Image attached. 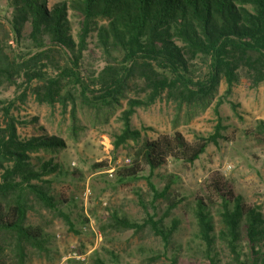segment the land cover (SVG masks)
<instances>
[{
  "label": "trees",
  "instance_id": "16d2710c",
  "mask_svg": "<svg viewBox=\"0 0 264 264\" xmlns=\"http://www.w3.org/2000/svg\"><path fill=\"white\" fill-rule=\"evenodd\" d=\"M9 4L11 15L4 23L0 19V87L19 84L18 78L27 89L35 82L37 99L49 104L64 100L73 87L85 102L98 106L113 103L131 78H139L145 95L129 99L116 146L140 136L131 124L136 108L149 106L164 95L192 102L208 97L222 79L229 89L242 76L255 86L264 82V0H61L50 7L48 0H9ZM27 23L30 31L24 37ZM18 44L31 55L20 54ZM91 45L100 49L105 61L95 77L83 63ZM6 103L0 98V111L6 118L4 126L0 125V235L15 236L22 257L23 241L46 247L45 232L26 224L32 195L47 208L58 210L69 228L77 231L70 214L60 210V205L70 206V199L65 194L55 196L51 189L57 173H73L64 170L60 159L37 156L35 160L32 153L52 152L65 141L47 134L21 138L11 112L14 102ZM223 128L220 118L214 133L198 135L195 141L180 130L146 138L133 163L116 170L118 180L144 177L140 173L145 165L153 176L170 159L194 163L210 143H219ZM256 130L264 136V120L257 122ZM147 180L153 195L151 206L156 209L157 199L166 200L165 214L157 219L155 212L148 213L140 223L113 211V221L118 227L135 230L148 224L167 248L179 219L173 218L169 227L163 226V219L186 197L170 192L171 181L160 189L152 177ZM204 185L207 193L194 198V207L198 236L211 263L216 259L210 209L217 205L224 223L221 236L238 264H264L261 210L235 193L219 171L212 172ZM1 253L0 247V264H6ZM165 254L150 256L146 264ZM94 264L106 262L97 257Z\"/></svg>",
  "mask_w": 264,
  "mask_h": 264
},
{
  "label": "rangeland",
  "instance_id": "374dc122",
  "mask_svg": "<svg viewBox=\"0 0 264 264\" xmlns=\"http://www.w3.org/2000/svg\"><path fill=\"white\" fill-rule=\"evenodd\" d=\"M59 1L48 0V6ZM12 10L9 0H0L3 23ZM71 20L76 25L75 20ZM29 31L27 23L23 36L28 37ZM16 47L20 54L31 55L24 53L26 50L21 44ZM90 49L82 62L86 71L95 77L105 61L100 49L93 45ZM18 82L21 85L4 83L0 87V98L6 104L14 102L11 112L17 118V134L21 138L47 134L65 141L52 152L41 150L32 155L36 156L35 160L37 156L60 159L64 170L73 173H57L51 189L55 196L65 194L70 199V206L60 205V210L70 214L77 231L69 228L58 210L47 208L32 195L26 224L45 232L46 247L40 249L32 241H23L24 255L21 257L17 238L0 235L4 263L94 264L100 257L106 264H146L150 256L165 252L151 264H212L198 236L194 198L207 193L205 180L215 171L232 183L235 193L256 205L264 215V136L256 130L257 122L264 120V82L255 86L242 76L229 89L222 79L208 97L192 102L164 95L149 106L136 108L131 124L140 131V136L127 139L119 146L115 145L116 137L123 130L122 114L128 108L129 99L145 95L138 77L129 80V85L113 103L98 106L85 102L72 86L64 100L54 104L40 102L33 91L37 86L35 82L29 89L21 79L18 78ZM220 118L223 137L218 144L210 143L194 163L170 159L157 168L153 176L150 167L145 165L140 173L144 177L128 182L118 180L116 170L133 163L146 138L180 130L189 140L195 141L198 135L214 133ZM5 122L4 113L0 111V125L4 126ZM97 164L107 165L96 167ZM151 177L160 189L171 181L170 192L186 197L163 219L165 227L170 226L173 218L179 219L167 248L148 224L139 230L121 228L112 217L114 211L119 216L143 223L148 213L155 212L157 219L165 214L166 200L157 199L156 209L150 204L153 195L147 179ZM210 212L214 222L215 264H238L221 236L224 223L218 206L213 205Z\"/></svg>",
  "mask_w": 264,
  "mask_h": 264
}]
</instances>
